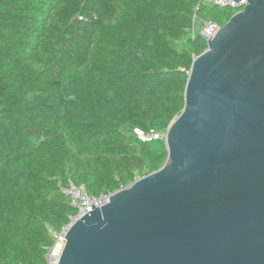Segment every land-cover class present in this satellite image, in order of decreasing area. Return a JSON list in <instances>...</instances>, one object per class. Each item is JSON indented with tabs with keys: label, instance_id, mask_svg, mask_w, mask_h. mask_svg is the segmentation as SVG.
I'll return each instance as SVG.
<instances>
[{
	"label": "trees",
	"instance_id": "1",
	"mask_svg": "<svg viewBox=\"0 0 264 264\" xmlns=\"http://www.w3.org/2000/svg\"><path fill=\"white\" fill-rule=\"evenodd\" d=\"M200 0H0V264H47L76 210L69 183L114 193L165 165L185 107L193 19L235 14Z\"/></svg>",
	"mask_w": 264,
	"mask_h": 264
},
{
	"label": "water",
	"instance_id": "2",
	"mask_svg": "<svg viewBox=\"0 0 264 264\" xmlns=\"http://www.w3.org/2000/svg\"><path fill=\"white\" fill-rule=\"evenodd\" d=\"M246 2L193 61L165 165L77 221L58 264H264V0Z\"/></svg>",
	"mask_w": 264,
	"mask_h": 264
},
{
	"label": "built area",
	"instance_id": "3",
	"mask_svg": "<svg viewBox=\"0 0 264 264\" xmlns=\"http://www.w3.org/2000/svg\"><path fill=\"white\" fill-rule=\"evenodd\" d=\"M201 3H207L211 7L219 8L222 10L230 9L233 10L235 14L241 12L247 5L246 0H242L239 2H235L234 0H200L197 6V10ZM221 27L222 26H220L216 22L210 20L202 21L197 19L195 16L193 19V26L190 31V37L194 40L198 36H201L207 43V40L211 41L217 30H220ZM166 133L167 131L164 133H158L154 130L145 132L139 128H136L134 130V134L136 135L137 139L142 143H151L157 140L159 136H162V140H165ZM140 178L141 177H138L136 180ZM62 194L67 198L70 205L76 210V214L74 216H71L68 224L63 226L60 230L56 231L53 229H49V234L53 238L54 244L49 249L46 255L47 264L59 263L66 244V237L71 227L89 212H93L96 208H102L108 205L113 195V193H110L93 197L88 194L84 187H78L73 183H69L66 187H64L62 189ZM93 205H95L94 209H92L91 207Z\"/></svg>",
	"mask_w": 264,
	"mask_h": 264
}]
</instances>
